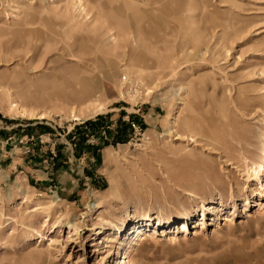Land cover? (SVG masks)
Segmentation results:
<instances>
[{"label":"rangeland","instance_id":"1","mask_svg":"<svg viewBox=\"0 0 264 264\" xmlns=\"http://www.w3.org/2000/svg\"><path fill=\"white\" fill-rule=\"evenodd\" d=\"M0 264H264V0H0Z\"/></svg>","mask_w":264,"mask_h":264},{"label":"bare ground","instance_id":"2","mask_svg":"<svg viewBox=\"0 0 264 264\" xmlns=\"http://www.w3.org/2000/svg\"><path fill=\"white\" fill-rule=\"evenodd\" d=\"M42 117V116H41ZM45 223L47 224L48 223V219H46V221H45ZM67 228H68V230H69V232H71L72 233V235L74 234V233H76V227L73 225V224H71V223H67ZM161 235H163V233H161ZM150 240V236H149V234H148V232H144L143 234H142V236H140V238H139V241L141 242V243H143V242H147V241H149ZM53 241V240H52ZM54 242V241H53ZM52 243V242H51Z\"/></svg>","mask_w":264,"mask_h":264}]
</instances>
